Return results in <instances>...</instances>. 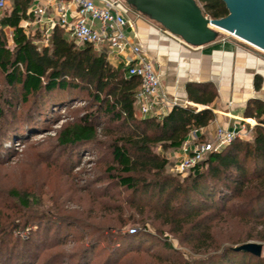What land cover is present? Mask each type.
I'll return each instance as SVG.
<instances>
[{"label":"trees","instance_id":"trees-1","mask_svg":"<svg viewBox=\"0 0 264 264\" xmlns=\"http://www.w3.org/2000/svg\"><path fill=\"white\" fill-rule=\"evenodd\" d=\"M34 1L12 0L11 12L0 17V77L13 91L4 97L6 109L0 105V121L15 109L14 97L19 94L29 114V123L12 124V136L25 137L24 125L28 130H45L61 111L75 113L57 130V143L71 154L90 147L103 152L102 145L107 144L108 172L118 186L132 193L138 208L154 209L178 236L186 235V226H191L195 247L215 250L190 264H264L263 255L234 249L248 242L264 244V103L253 99L246 107L245 117L257 121L250 140L236 139L223 151L209 154L180 179L167 171V152L180 149L192 131L209 125L216 117L213 110L175 105L161 119L138 116L141 80L129 74L128 66H114L106 51L98 52L89 44L78 47L59 25L48 45L42 46L36 43L42 38L40 30L33 34L20 26L33 16L28 9ZM197 1L211 18L229 14L223 0ZM6 28L12 29V47ZM261 84V77H256V89ZM187 91L192 102L208 107L217 98L210 84H191ZM82 92L88 96L83 106L77 105L84 100ZM99 134L108 141H98ZM14 194L22 205L30 204L26 193ZM146 222L137 219L131 232L112 235L113 243L139 253L149 234L137 228ZM233 226H240L237 235L215 237L216 229ZM163 245L172 248L170 243Z\"/></svg>","mask_w":264,"mask_h":264},{"label":"rangeland","instance_id":"rangeland-1","mask_svg":"<svg viewBox=\"0 0 264 264\" xmlns=\"http://www.w3.org/2000/svg\"><path fill=\"white\" fill-rule=\"evenodd\" d=\"M11 8L12 0L1 16ZM5 33L12 47V29L6 28ZM219 38L235 39L228 33ZM12 92L0 77V105L5 109L4 97ZM82 95L84 100L77 105L88 101L86 93ZM22 98L14 97L15 109L0 121V264H190L215 252L195 247L191 226H186V235L178 236L164 226L154 209L138 208L132 193L118 186L108 172L107 144L102 145L103 152L90 147L76 154L61 147L57 130L75 113L61 111L45 130H28L24 125L25 137H13V123H29ZM137 114L143 117L138 110ZM98 141L108 139L99 134ZM170 152L168 173L185 178L190 170L174 171L178 160ZM15 192L29 195L30 204L22 205ZM137 219L148 220L145 227L141 223L137 228L149 234L143 249L138 253L116 246L112 235L131 232ZM17 225L22 230H16ZM240 231V226L216 229L215 237L225 239Z\"/></svg>","mask_w":264,"mask_h":264},{"label":"crops","instance_id":"crops-1","mask_svg":"<svg viewBox=\"0 0 264 264\" xmlns=\"http://www.w3.org/2000/svg\"><path fill=\"white\" fill-rule=\"evenodd\" d=\"M120 1L121 10L131 24L125 30L126 37L131 44H139L157 62L162 90L168 99L183 107L211 108L215 113L216 117L209 125L197 129L200 140H212L219 127L233 129L243 123L252 126L257 124L255 119L245 117L244 113L250 100L258 99L264 103L263 55L229 38H219L201 47L190 46L129 7L124 0ZM37 6L46 8V13L35 15L32 11ZM61 7L68 9L70 18H75L77 5L74 0H35L30 5L28 14L33 16L21 24L30 23L25 29L27 32H42V38L36 41L40 46L48 45L51 34L47 40L45 32L51 26V21L57 19ZM64 31L74 41L71 33L66 29ZM130 54L131 49L128 47L120 54H108L107 57L114 66H126L125 61ZM258 76L262 84L256 89L255 79ZM191 84L212 86L217 98L211 107L189 99L187 87ZM136 108L139 111L138 103ZM182 156L180 149L170 152V157L176 160Z\"/></svg>","mask_w":264,"mask_h":264},{"label":"built area","instance_id":"built-area-1","mask_svg":"<svg viewBox=\"0 0 264 264\" xmlns=\"http://www.w3.org/2000/svg\"><path fill=\"white\" fill-rule=\"evenodd\" d=\"M77 5L75 18H70L68 9L61 7L57 19L51 21L46 30L48 40L53 28L59 25L69 31L78 47L91 45L96 51L107 54H120L130 47L131 54L125 61L129 74L141 80V90L137 96L139 111L143 116L161 119L177 105L168 99L162 90L159 66L148 56L139 44H131L125 34L127 26H131L121 10L120 0H74ZM8 5V0H0V16ZM35 15L46 13V8L35 7ZM29 22L20 26L27 29ZM235 41L264 55V50L251 45L242 38L230 34ZM254 126L241 124L233 129L219 127L212 140L202 141L197 130L190 133L180 150L183 156L174 165V171L185 173L203 161L209 154L223 151L236 139L250 140Z\"/></svg>","mask_w":264,"mask_h":264},{"label":"water","instance_id":"water-1","mask_svg":"<svg viewBox=\"0 0 264 264\" xmlns=\"http://www.w3.org/2000/svg\"><path fill=\"white\" fill-rule=\"evenodd\" d=\"M124 1L190 46H205L230 33L264 50V0H223L229 11L223 18L205 15L197 0ZM234 249L259 257L264 244L248 242Z\"/></svg>","mask_w":264,"mask_h":264},{"label":"bare ground","instance_id":"bare-ground-1","mask_svg":"<svg viewBox=\"0 0 264 264\" xmlns=\"http://www.w3.org/2000/svg\"><path fill=\"white\" fill-rule=\"evenodd\" d=\"M233 35V34H232ZM236 36V35H235ZM238 37V36H237ZM244 40V39H243ZM244 41H246V40H244ZM249 43V42H248ZM251 44V43H250ZM251 45H253V44H251ZM255 46V45H254ZM255 47H257V46H255ZM257 48H259V47H257ZM260 49V48H259Z\"/></svg>","mask_w":264,"mask_h":264}]
</instances>
